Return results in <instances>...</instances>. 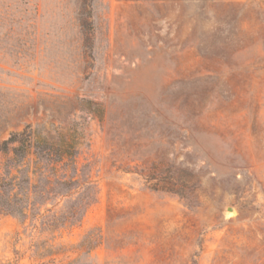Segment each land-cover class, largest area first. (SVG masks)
Listing matches in <instances>:
<instances>
[{
  "label": "rangeland",
  "instance_id": "1",
  "mask_svg": "<svg viewBox=\"0 0 264 264\" xmlns=\"http://www.w3.org/2000/svg\"><path fill=\"white\" fill-rule=\"evenodd\" d=\"M0 264H264V0H0Z\"/></svg>",
  "mask_w": 264,
  "mask_h": 264
},
{
  "label": "trees",
  "instance_id": "2",
  "mask_svg": "<svg viewBox=\"0 0 264 264\" xmlns=\"http://www.w3.org/2000/svg\"><path fill=\"white\" fill-rule=\"evenodd\" d=\"M17 142L19 145L15 146L14 153L19 154V152L25 151L28 147L31 146V141H30V134L27 132H24L22 134H14L11 136V138L8 141H5L3 144V150L6 151L9 149L10 144ZM24 154V152H23ZM64 156V154H63ZM62 157V155H61Z\"/></svg>",
  "mask_w": 264,
  "mask_h": 264
}]
</instances>
